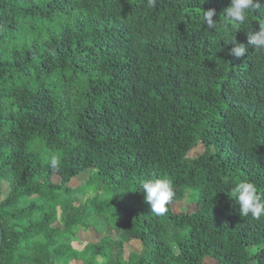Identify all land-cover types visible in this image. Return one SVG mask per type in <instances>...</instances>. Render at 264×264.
I'll return each mask as SVG.
<instances>
[{
    "label": "trees",
    "instance_id": "obj_1",
    "mask_svg": "<svg viewBox=\"0 0 264 264\" xmlns=\"http://www.w3.org/2000/svg\"><path fill=\"white\" fill-rule=\"evenodd\" d=\"M229 4L0 0V264H264V218L229 197L242 180L264 193V50L248 43L264 15L226 22ZM164 177L175 197L158 216L140 184ZM185 188L197 208L176 212ZM91 228L116 236L73 246Z\"/></svg>",
    "mask_w": 264,
    "mask_h": 264
},
{
    "label": "clouds",
    "instance_id": "obj_2",
    "mask_svg": "<svg viewBox=\"0 0 264 264\" xmlns=\"http://www.w3.org/2000/svg\"><path fill=\"white\" fill-rule=\"evenodd\" d=\"M150 8L156 6V0H147ZM264 15V2L262 0H230L229 6L224 10L225 21L235 24H244L250 13ZM215 9L203 10V25L208 30H214L217 20ZM248 43L257 50H264V27L260 26L258 32L248 31ZM231 44L230 54L237 58L243 57L247 51L243 44L235 40H229ZM51 166L57 167L60 163L58 157L51 158ZM140 188L145 194V201L150 205L151 211L162 216L168 212V205L175 197V189L171 179L164 177L158 179H145L141 182ZM229 197H234L239 205V214L243 217L251 215L253 219L264 218V193H261L257 186L247 180H242L232 187Z\"/></svg>",
    "mask_w": 264,
    "mask_h": 264
},
{
    "label": "rangeland",
    "instance_id": "obj_3",
    "mask_svg": "<svg viewBox=\"0 0 264 264\" xmlns=\"http://www.w3.org/2000/svg\"><path fill=\"white\" fill-rule=\"evenodd\" d=\"M205 146L203 144H199L196 148H194L191 153L190 157H195L202 152H204ZM96 172H90V171H85L83 174L80 176L74 178L70 182V186L78 191L80 195H84V193L81 191H84L85 185L87 181L89 180L90 176H96ZM55 180L59 181V176H55ZM8 193V184L5 182L3 183V195L0 197V200H2ZM197 191L194 188H185L181 192V196L179 200L174 204V209L176 212H182V211H188V212H193L197 208V204L195 201V197L197 195ZM29 200L25 201V204H29ZM59 223H56L55 226H58ZM111 235V236H116L115 231L112 229H109L105 232V234H99L96 230L94 229H89L87 231L81 230L79 232H76L72 236V243L73 246L77 248H82L84 245L87 243H94L99 241L104 235ZM142 248V243L140 240H133L132 242L127 244L126 247V253H130L131 251H139ZM71 264H83V261L80 259H72L70 261ZM204 264H218V262L211 258L207 257L204 261Z\"/></svg>",
    "mask_w": 264,
    "mask_h": 264
},
{
    "label": "water",
    "instance_id": "obj_4",
    "mask_svg": "<svg viewBox=\"0 0 264 264\" xmlns=\"http://www.w3.org/2000/svg\"><path fill=\"white\" fill-rule=\"evenodd\" d=\"M2 244H3V230L2 227L0 226V255H1Z\"/></svg>",
    "mask_w": 264,
    "mask_h": 264
}]
</instances>
